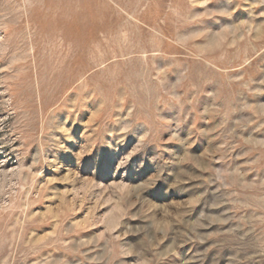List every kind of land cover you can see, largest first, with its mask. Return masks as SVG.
Returning <instances> with one entry per match:
<instances>
[{
    "label": "rangeland",
    "instance_id": "obj_1",
    "mask_svg": "<svg viewBox=\"0 0 264 264\" xmlns=\"http://www.w3.org/2000/svg\"><path fill=\"white\" fill-rule=\"evenodd\" d=\"M0 264H264V0H0Z\"/></svg>",
    "mask_w": 264,
    "mask_h": 264
}]
</instances>
